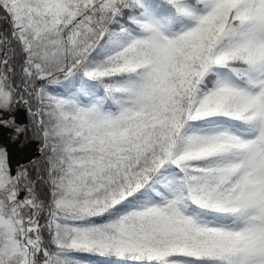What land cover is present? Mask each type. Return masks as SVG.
Returning a JSON list of instances; mask_svg holds the SVG:
<instances>
[{"label":"snow or ice","instance_id":"obj_1","mask_svg":"<svg viewBox=\"0 0 264 264\" xmlns=\"http://www.w3.org/2000/svg\"><path fill=\"white\" fill-rule=\"evenodd\" d=\"M0 132V264H264V0H0Z\"/></svg>","mask_w":264,"mask_h":264},{"label":"bare ground","instance_id":"obj_2","mask_svg":"<svg viewBox=\"0 0 264 264\" xmlns=\"http://www.w3.org/2000/svg\"><path fill=\"white\" fill-rule=\"evenodd\" d=\"M3 138L5 140V143H7L6 134L3 135ZM9 151H10V156L13 160V163H15L16 161L24 162L29 158V155H28L29 148L28 147H23V149H20L19 146L13 147L9 145Z\"/></svg>","mask_w":264,"mask_h":264},{"label":"rangeland","instance_id":"obj_3","mask_svg":"<svg viewBox=\"0 0 264 264\" xmlns=\"http://www.w3.org/2000/svg\"><path fill=\"white\" fill-rule=\"evenodd\" d=\"M4 134L5 133L0 132V142H1V144H5V140L3 138V135ZM32 148H33L32 149L33 156H35L38 153V151H37L38 150V147L36 146V144H34Z\"/></svg>","mask_w":264,"mask_h":264},{"label":"trees","instance_id":"obj_4","mask_svg":"<svg viewBox=\"0 0 264 264\" xmlns=\"http://www.w3.org/2000/svg\"><path fill=\"white\" fill-rule=\"evenodd\" d=\"M0 144H1V142H0ZM36 146H37V147H39V145H38V144H36ZM37 156H38V154H37V155H35L33 159H35Z\"/></svg>","mask_w":264,"mask_h":264},{"label":"water","instance_id":"obj_5","mask_svg":"<svg viewBox=\"0 0 264 264\" xmlns=\"http://www.w3.org/2000/svg\"><path fill=\"white\" fill-rule=\"evenodd\" d=\"M28 148H29V151H28V152L30 153V152H31V147H28ZM30 159H31V158H30ZM28 160H29V159H28Z\"/></svg>","mask_w":264,"mask_h":264}]
</instances>
